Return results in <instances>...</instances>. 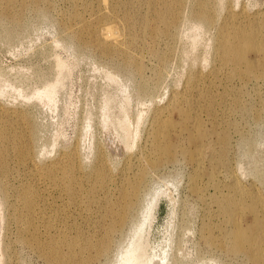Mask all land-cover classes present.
Instances as JSON below:
<instances>
[{
	"label": "rangeland",
	"instance_id": "rangeland-1",
	"mask_svg": "<svg viewBox=\"0 0 264 264\" xmlns=\"http://www.w3.org/2000/svg\"><path fill=\"white\" fill-rule=\"evenodd\" d=\"M92 1L86 9L82 0H0L14 17L0 13V108L15 111L7 131L13 143L4 180L3 262L54 264L22 238L24 224L14 212L34 169L74 160L58 174L74 184L79 203L42 178L43 215L51 222H35L40 238L64 236L62 250L84 264H119L132 242L147 263L262 264L264 53L249 52L255 68L248 70L223 59L219 45L233 39L228 32L234 28L254 34L259 45L264 0H183L169 32L156 34L140 19L127 20L122 10ZM137 10L145 14L148 4ZM155 24L165 30L163 22ZM110 25L112 37L106 38ZM49 85L56 86L53 101L38 97ZM156 137L164 150L156 148ZM19 146L32 152L27 167L17 166ZM100 163L114 197L124 176L146 170L125 223L111 232L102 254L99 224L109 216L91 200L93 191L105 197L96 185ZM240 211L251 230L245 243L233 236Z\"/></svg>",
	"mask_w": 264,
	"mask_h": 264
},
{
	"label": "bare ground",
	"instance_id": "bare-ground-1",
	"mask_svg": "<svg viewBox=\"0 0 264 264\" xmlns=\"http://www.w3.org/2000/svg\"><path fill=\"white\" fill-rule=\"evenodd\" d=\"M86 4V9H90L94 6L92 0H82ZM101 5L104 7H113L114 10H122L124 17L129 20L135 17L136 19H140V23L143 28L146 30H150L152 34L160 33H168L170 26L175 22V10L181 6L183 0H108L110 5H107L106 0H98ZM37 0H33V3H36ZM108 3V4H109ZM148 4V11L145 14L139 13L137 8H140L141 5ZM158 5L163 6L165 8L164 11H158ZM201 15L202 21L204 23L209 22V19L203 10L198 11ZM203 12V13H201ZM0 13H7L10 15L8 9L3 10L0 7ZM78 12H74V16L77 17ZM103 14H106L104 11ZM99 14L100 17H104L105 15ZM195 14V13H194ZM11 16V15H10ZM12 17V16H11ZM14 18V17H12ZM156 22H163L165 25V30L160 31ZM264 26V24H263ZM88 30V26H83L79 32L83 33ZM113 25L107 27V36L112 37ZM230 37L233 39L228 44H220L219 50L221 51V57L225 60L231 61L238 66H245L248 70H252L255 68L254 60L249 56V52L254 50L258 52V50L262 49L264 53V34L261 36V41L259 45L255 44L254 34H247L245 32L240 31L237 28H234L228 32ZM74 39L78 38V34H73ZM77 37V38H76ZM264 58V57H263ZM56 86L49 85L44 91H38L40 98H46L48 101H53L55 95ZM43 94V95H42ZM188 101V100H186ZM175 102V101H174ZM188 111L184 110L183 115H187ZM15 111H10L6 109L0 108V122H4L3 125H0V184H1V193L0 196V231L3 227L5 215L3 212V206L6 204V198L9 195L8 187L5 184V179L10 175L11 170H9L7 159L10 158L11 153L9 151L10 143H13V140L8 136V122L14 117ZM141 116L137 118L139 122ZM170 121H163L160 124V130L163 129L166 125H168ZM24 130L23 122L20 123V126L17 129V132H22ZM8 140L9 143L6 144L5 141ZM156 148L164 150V144L159 142V139L156 137ZM27 148H30L29 143L26 144ZM16 155V163L18 167H27L29 164L33 163L32 152H28L23 146H19L17 148ZM151 162L149 166L156 164L155 159H149ZM198 165L201 162L200 157L196 158ZM34 165V164H33ZM70 166H74V160H71ZM65 164H55L52 166H47L44 169H34L33 166L32 171L27 180L24 183L23 190L18 194V197L22 203L21 208H17L14 212V218L19 224H24L21 226L22 238L36 246L41 254H43L49 261L54 264H84V261L78 260V257L75 253H65L62 250V245L67 241L64 236H58L54 238H40L39 228L36 224V219L40 218L42 223L45 226H49L51 220L49 217H45L43 215V204L47 203V198L45 192L39 185V180L45 178L48 180L49 184L53 186L58 192L60 189L64 188L70 196L71 203H75L76 201L79 203V199H77L74 192V184L70 182L63 181L58 171L63 169ZM100 171L102 175L97 176L96 185L102 189H105L106 192L104 199L103 196H99V194H94L91 196V200L99 209H103L108 213L103 215L102 221L99 224L100 229L102 231V236L97 239L98 245V254L104 253L108 248L109 235L111 232L122 226L126 221V212L131 209L133 204V199L138 198L140 188L143 183L142 180L145 177L144 168L140 170V173L137 175L130 177L124 176L121 184L117 187L119 196L114 197L112 193H110V188L108 187L106 181L109 177L107 173H104V165L99 164ZM74 179V176H73ZM68 189V190H67ZM99 193V192H96ZM241 197L243 196V192H241ZM119 198H123L124 204H119ZM118 203V204H117ZM263 205V203H262ZM241 211L237 213L238 217L236 218V228L233 230V236L236 243H245L250 240L251 230L248 227H244L241 223ZM148 215V214H147ZM147 217V216H146ZM145 217V219H146ZM144 219V221H145ZM144 222L139 223L137 229L135 231L136 234L141 233L142 226ZM260 230H264V226H259ZM73 241V240H72ZM133 243V242H132ZM127 247V249L121 254L119 264H154L152 262H145V258L142 254L137 250L136 244ZM261 250L259 253V257L261 263L264 264V241L262 242ZM3 253L0 248V264H7L3 262ZM164 260V258H162Z\"/></svg>",
	"mask_w": 264,
	"mask_h": 264
}]
</instances>
